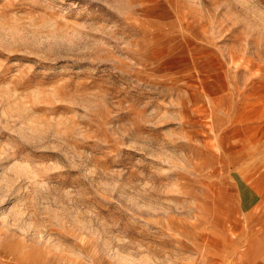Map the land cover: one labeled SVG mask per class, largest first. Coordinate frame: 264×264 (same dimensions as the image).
Masks as SVG:
<instances>
[{"label":"rangeland","instance_id":"rangeland-1","mask_svg":"<svg viewBox=\"0 0 264 264\" xmlns=\"http://www.w3.org/2000/svg\"><path fill=\"white\" fill-rule=\"evenodd\" d=\"M0 264H264V0H0Z\"/></svg>","mask_w":264,"mask_h":264}]
</instances>
